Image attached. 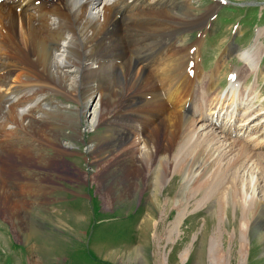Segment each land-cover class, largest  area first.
<instances>
[{
	"label": "bare ground",
	"instance_id": "obj_1",
	"mask_svg": "<svg viewBox=\"0 0 264 264\" xmlns=\"http://www.w3.org/2000/svg\"><path fill=\"white\" fill-rule=\"evenodd\" d=\"M162 3L164 0H0V64L12 68L3 75L0 69V86H6L11 75L17 74L11 89L14 98L0 94V132L11 124L27 130L24 116L33 110L25 106L33 91L56 90V86L67 94L70 87L78 88V77L85 74L81 81L91 87L90 96L81 90L85 110L81 113L79 108L62 104L55 107L76 113L77 119L81 114L86 117L90 97L100 95L98 101L107 108L108 150L99 153L102 144L96 145L95 137L88 142L89 146L92 144L89 151L96 158L109 155L106 171L104 168L102 175L96 176L105 182L108 199L114 200L118 193L123 200L135 197L144 184L157 200L159 193L166 194L165 184L180 177L182 196L165 203L178 209L173 225H179L185 209L193 204L200 207L208 194L215 196L216 185L220 188L226 182L233 165L249 158L247 145H240L238 157L232 163H224L239 145L233 137L246 135L249 121L264 112L257 110L256 89L245 86L249 75L260 69L256 41L261 33L251 47L238 52L248 73L237 69L233 73L235 80L230 81L225 95H220L217 75L206 74L208 79L203 82L205 72L199 55L192 53L191 57V50L181 45L185 37L175 47L169 43L174 36L207 26L208 9L199 16L178 17L177 4ZM215 7L209 8L212 14ZM163 42H167L166 48L160 47ZM66 67L71 70L65 71ZM22 91L27 92L20 100ZM208 111L210 115L206 114ZM130 113L135 117L134 123H115L125 122L124 117ZM52 114L48 117L60 123L55 126L56 135L69 137L63 132L68 127L76 137H82V132L77 131L81 119L76 123L71 115ZM92 115L94 121L89 125L95 126L104 119L101 110ZM50 118L43 129L33 128V137L44 145H60L57 137L46 132ZM23 188L22 196L32 190L25 185ZM0 193L4 212H19L26 207L24 203L17 205L3 183ZM226 195L232 197L233 190Z\"/></svg>",
	"mask_w": 264,
	"mask_h": 264
},
{
	"label": "rangeland",
	"instance_id": "obj_2",
	"mask_svg": "<svg viewBox=\"0 0 264 264\" xmlns=\"http://www.w3.org/2000/svg\"><path fill=\"white\" fill-rule=\"evenodd\" d=\"M224 1L226 3L164 0L162 4H177L178 17L199 16L208 9L209 24L190 29L181 43L189 50L196 48L194 53L200 54L201 66L205 67L206 63L207 74L213 73L216 58L222 56L232 38L241 35L239 29L243 30L237 42L243 46L240 48L251 47L261 33L256 41L261 56L258 67L261 68L264 0ZM212 5L216 6L213 14L209 9ZM188 6L190 10L186 11ZM237 57L243 62L241 56ZM237 57L221 67L217 91L226 88V77L232 70L246 69ZM0 66L2 75L12 69ZM82 75L78 77V88L70 87L67 94L56 86V90L33 91L25 106L33 110L31 115L24 116L27 130L11 124L1 131L3 134L0 132V183L6 185L17 205L24 203L26 206L19 212L6 213L0 200V264H264V71L258 77L250 74L245 83L260 95L262 100L257 99V110L262 109L263 113L248 122L250 130L246 135L240 133L233 137L239 145L226 156L224 163H232L238 157L240 145H247L249 158L233 165L226 182L221 183L220 188L216 185L215 196L207 193L200 207L193 204L185 209L179 225H173L179 216L178 209L165 203L182 196L180 177L172 183L168 182L169 177L164 186L166 194L159 193L157 200L151 197L152 191L144 184L140 185L135 197L123 200L118 193L114 200L108 199L105 182L96 176L102 175V169L106 171L109 155L101 159L89 151L92 137L96 138V145L102 144L99 153L108 150L105 146L109 135L105 118L107 108L98 101L99 94L90 97L88 116L78 117L81 119L79 127L76 113L55 107L62 104L71 109L79 108L81 113L85 110L81 93L90 96L91 87L88 88L87 81H81ZM11 76L6 86H0V94L14 98L11 89L15 87L16 72ZM26 92H20L18 99L21 100ZM224 92L225 89L219 94ZM126 108L129 110L128 106ZM98 110L102 111L104 119L95 126L89 125L88 122L94 121L92 113ZM51 113L52 116L56 113L73 116L77 120L75 128H79L77 131L82 132V137H76L68 127L63 132L70 138L56 135L55 126L60 123L48 117ZM49 118L52 120L46 132L57 137L60 145L58 142L54 146L44 145L33 137V128L43 129ZM124 118L125 122L116 120L115 123L135 122L131 113ZM24 185L32 190L22 196L20 190H24ZM227 187L234 192L230 198L226 197L228 190L223 192ZM168 190H171L169 195ZM257 203L263 205L259 207Z\"/></svg>",
	"mask_w": 264,
	"mask_h": 264
}]
</instances>
